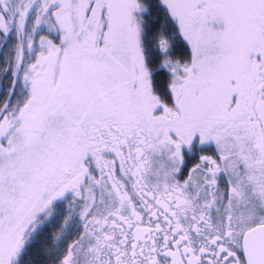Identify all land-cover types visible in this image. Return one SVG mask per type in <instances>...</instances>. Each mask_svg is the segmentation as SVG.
I'll use <instances>...</instances> for the list:
<instances>
[{
	"label": "snow or ice",
	"instance_id": "1",
	"mask_svg": "<svg viewBox=\"0 0 264 264\" xmlns=\"http://www.w3.org/2000/svg\"><path fill=\"white\" fill-rule=\"evenodd\" d=\"M0 264H264V0H0Z\"/></svg>",
	"mask_w": 264,
	"mask_h": 264
}]
</instances>
